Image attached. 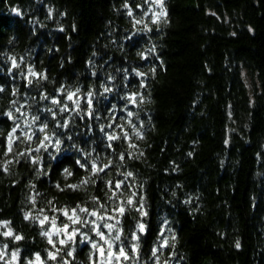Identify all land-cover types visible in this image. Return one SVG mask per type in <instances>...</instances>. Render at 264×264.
<instances>
[{
  "label": "trees",
  "instance_id": "16d2710c",
  "mask_svg": "<svg viewBox=\"0 0 264 264\" xmlns=\"http://www.w3.org/2000/svg\"><path fill=\"white\" fill-rule=\"evenodd\" d=\"M0 89V251L18 264H101L93 221L116 224L124 264H264V0H0Z\"/></svg>",
  "mask_w": 264,
  "mask_h": 264
},
{
  "label": "snow or ice",
  "instance_id": "6c2138e0",
  "mask_svg": "<svg viewBox=\"0 0 264 264\" xmlns=\"http://www.w3.org/2000/svg\"><path fill=\"white\" fill-rule=\"evenodd\" d=\"M155 2H156L161 8H163L164 0H155ZM125 7H127V5H125ZM131 14H132L131 11H129V15H131ZM164 15H166V12H164V11H161V12L159 13V16H164ZM153 22L155 23V22H157V21L154 20ZM13 66H14V67L17 66V65H15V62L13 63ZM31 74H32V75H37V74L34 73V72H32ZM140 75H143V74H140ZM29 83H31V81H29ZM0 90H2V89H0ZM105 91H108V89H105ZM78 92H79V89H77L76 92L68 93V94H67V99H68L69 101H72V100H73V97L76 96V94H77ZM88 95L91 96L92 94L89 93ZM53 103H59V101L53 100ZM74 103L76 104V106H77V108H78V107H79V100L74 101ZM90 104H91V101H89V105H90ZM66 110H67V106H66V105H65L63 108H61V111H66ZM8 115H9V117H11V113H8ZM129 115H131V113H129ZM34 119H35V118H34ZM46 128H47V125L45 124L43 127H41V128L39 129V131H40V132H44ZM102 131H103V129H102ZM15 132H16V128H13V129H12V132H10L9 135H8V141H9V144H8V152H11V150H12L11 145H12V143L14 142V138H15V137H14V134H15ZM25 135H26V137H27L28 140H31V138H32L31 136H27V134H25ZM15 139H18V138H15ZM49 139H50V137L47 136V135H45V137H44V141H48ZM108 139H109V140H116V139H119V137H117V136H115V135H109V136H108ZM55 143H56V145L58 146V145L60 144V140H56ZM41 146H42V147H47V145L44 144L43 142H41ZM57 150H59L58 147H57ZM36 151H39V148L36 149ZM120 158H121V160H123V159H124L123 155H121ZM9 163H11V161H9ZM78 163H79V162H78ZM81 167H84V165H81ZM109 167H110V164H104V165H102V166H98L96 162H93V163L91 164V171H92V174H93V175H98V174L101 173V172H105V170H106L107 168H109ZM65 171L67 172V170H65ZM68 174L70 175L71 173H68ZM131 175H132V173H130V172L127 173V176H131ZM88 183H89V179H85V180L81 181V184H79V185H69V187L72 188L73 190H77V189H79L82 185H86V184H88ZM109 184L111 185L112 182L110 181ZM122 184H123V181H121V182H117V183L114 184V186H113V188H114L113 196L116 195V191H115V190H119V189H121ZM58 187H59V186H58ZM94 199H96V198H94ZM127 204H128V205H132V204H133V200H132L131 198H129V199L127 200ZM101 207H103V205H101ZM79 211H80V212H88V209L83 208V207H80V208H79ZM115 211H116L120 216H123L124 213H125V211H126V209H125V207H123V206H121V205L118 204V205L116 206ZM141 214H142V215H146V213H141ZM64 215L68 216V218H69V220H71L72 224L82 223L81 218H80V217L77 215V213H76V209H73V210H72L71 215H69V213L65 210V211H64ZM89 215L96 217L98 220H100V221H102V222L105 221L106 219H115V217H107V218H106V217H104V216L98 215V213L95 212V211L90 212ZM28 218H29V216L26 214V215H25V219H28ZM48 219H49L48 217H44V220H41V224L43 225L44 222L47 221ZM51 223H52V226L55 228V225H56V219H55V218H52ZM83 223H86V222H83ZM92 223H93V225H94V229H93V230L95 231L96 235L100 238V240L104 241V243H106V244L108 245L107 256H108L109 258L115 259L117 262L120 261L121 257H122L124 260H128V259H129V256H128V254H127V251H126L125 247H123V246H118L117 251H116L115 253L112 251V248H113V241H120V240H121L120 235L117 234V235H115L114 237H112V240H108V239H106V237H105V233H104L103 231L100 230V229H101V225L96 224L95 221H93ZM116 223L118 224L119 221L117 220ZM102 226H103L104 228H107L108 231H109V233H111L112 230H113L114 228H116V224L103 223ZM68 227H69L68 225H64L63 228H56V234H59V233L62 232V231H67ZM137 227H138V229H139L140 232H143V231L145 230V225H144L143 223H139V224L137 225ZM76 233H77V229H73V230L71 231V233L68 234V239H69V240H72L73 237L76 235ZM3 234H4L5 236L12 237L14 240H20V239H22L21 236H19V235H14L13 232L11 231V229H9V231H7V232H5V233H3ZM42 235L48 237V242H49V244H52L53 247H55V244H54L53 239H52V235H51L48 231L43 232ZM133 239H134V240H138L139 237L134 235V236H133ZM59 242H60L61 244H64V243H65V241H63V240H61V241H59ZM237 247H239V244H237ZM92 248L96 249V250L100 253L101 256H103V255L105 254V249H104L100 244H98V243H93V244H92ZM137 248H138V245H133L132 248H131V251H132L133 253H135V252L137 251ZM158 250H159V249H153V255H154V256H155V254H156V252H157ZM58 251H59V249H57V252H58ZM18 255H19L18 252H14V253H12V258H13V259H16V258L18 257ZM68 255H72V253L69 252ZM3 256H4V253H3L2 251H0V259H2ZM48 256H49L50 259H53V260L56 259V254L53 253V252H49V253H48ZM36 261H40V256H39L38 254H37V256H36ZM28 264H32V262L29 261Z\"/></svg>",
  "mask_w": 264,
  "mask_h": 264
},
{
  "label": "rangeland",
  "instance_id": "374dc122",
  "mask_svg": "<svg viewBox=\"0 0 264 264\" xmlns=\"http://www.w3.org/2000/svg\"><path fill=\"white\" fill-rule=\"evenodd\" d=\"M46 222V221H45ZM44 222V223H45ZM71 222V221H70ZM71 225H72V222H71ZM64 226H61L58 222H56V225H55V228L52 226V223L48 226V229L47 231L52 235V239H53V242L56 246L57 249L61 248V247H64L67 245V241L64 239V234L68 232V229L67 231H62L60 232L59 234H56V228H63ZM6 232L9 231V228L6 227ZM113 231V230H112ZM106 234H105V237L106 239L108 240H111V235H112V232L109 233L108 229H106L104 231ZM83 237H85L84 234H82ZM89 238L85 237L83 243H88L92 249L93 252H95L96 249L92 248V244L93 243H104V241L100 240V238L96 235L95 233V237H91V236H88ZM96 238V239H94ZM65 241L64 244H61L59 241ZM106 248V253H105V256L101 262V264H124L122 262V260L120 259L119 262H117L115 259H112V258H109L107 256V249H108V245L106 243L103 244ZM117 243L115 241H113V248H112V251L115 253L117 251ZM7 249V248H6ZM16 251H11V253H8L7 251H4V256H3V260L5 261L6 264H18L19 262V255L16 259H13L12 258V253H14ZM56 259L57 261L52 263V264H61L58 257L56 256ZM51 261H54L53 259H51ZM35 264H48L47 262H45L43 259L40 258V261H35Z\"/></svg>",
  "mask_w": 264,
  "mask_h": 264
},
{
  "label": "water",
  "instance_id": "95a60500",
  "mask_svg": "<svg viewBox=\"0 0 264 264\" xmlns=\"http://www.w3.org/2000/svg\"><path fill=\"white\" fill-rule=\"evenodd\" d=\"M113 221H116L117 219H111ZM104 249L105 247L103 245H101ZM96 253H97V258H98V262L101 263L102 259L104 258L105 254L103 256L100 255V253L96 250ZM105 253H106V249H105Z\"/></svg>",
  "mask_w": 264,
  "mask_h": 264
}]
</instances>
